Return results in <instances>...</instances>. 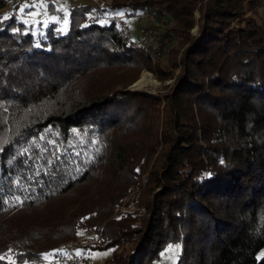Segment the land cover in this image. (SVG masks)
I'll list each match as a JSON object with an SVG mask.
<instances>
[{"label":"trees","instance_id":"1","mask_svg":"<svg viewBox=\"0 0 264 264\" xmlns=\"http://www.w3.org/2000/svg\"><path fill=\"white\" fill-rule=\"evenodd\" d=\"M31 1L0 13V264L80 234L103 264H264V0ZM143 10L165 63L115 18ZM144 68L162 99L125 88Z\"/></svg>","mask_w":264,"mask_h":264},{"label":"rangeland","instance_id":"2","mask_svg":"<svg viewBox=\"0 0 264 264\" xmlns=\"http://www.w3.org/2000/svg\"><path fill=\"white\" fill-rule=\"evenodd\" d=\"M4 6L0 7V13L2 16H7L10 13V1L6 0ZM55 8L66 15L68 10L78 4H89L93 5L100 0H53ZM32 6V11L29 16H25L27 20H32L34 22L41 21L44 23L47 19L63 22V20L57 18V14L47 13L46 3L44 0H32L30 5ZM259 16L264 20V1L258 7L257 10ZM133 15L130 18L124 17L123 14L119 15V25L120 28L123 27V34L130 36H139L145 44H147L150 49L154 60L159 59L160 61L166 62L167 51L169 48L177 43V40L169 43L166 37H161L159 35L161 31V26H153L151 14H148L146 10L143 11H133ZM137 16V17H136ZM151 16V17H149ZM198 13L195 12V17L197 18ZM110 18V16H107ZM129 23V24H128ZM163 25L164 23L158 22ZM197 24H195L191 29V35L196 34ZM138 32V33H137ZM161 42H163L161 44ZM178 71V67L175 69L174 73ZM146 79L144 83L139 87H133V83L138 80L141 76ZM173 78L160 79L156 72L150 71L146 68L142 69L137 78L128 84L125 88L132 91H142L149 94L152 97H159L162 99L163 94L167 91L168 87L172 83ZM91 238L88 235L80 234L77 242L68 243L66 246H70L71 249L80 255L83 259L82 264H103L104 259H106L110 253L109 250H88L84 247V244L89 242ZM65 249V248H64ZM179 253L178 245H168L159 253L158 257L152 260L151 264H176L177 256ZM257 256H264V248H262ZM45 261V260H44Z\"/></svg>","mask_w":264,"mask_h":264},{"label":"built area","instance_id":"3","mask_svg":"<svg viewBox=\"0 0 264 264\" xmlns=\"http://www.w3.org/2000/svg\"><path fill=\"white\" fill-rule=\"evenodd\" d=\"M149 14V13H148ZM120 16H116L119 19ZM151 17V16H149ZM83 259L70 246H66L59 255L45 260L42 264H82Z\"/></svg>","mask_w":264,"mask_h":264},{"label":"bare ground","instance_id":"4","mask_svg":"<svg viewBox=\"0 0 264 264\" xmlns=\"http://www.w3.org/2000/svg\"><path fill=\"white\" fill-rule=\"evenodd\" d=\"M146 79L144 78V76L142 75L138 80H136L134 83H133V87H139L141 88L140 86L144 83L143 81H145Z\"/></svg>","mask_w":264,"mask_h":264},{"label":"snow or ice","instance_id":"5","mask_svg":"<svg viewBox=\"0 0 264 264\" xmlns=\"http://www.w3.org/2000/svg\"><path fill=\"white\" fill-rule=\"evenodd\" d=\"M21 11H23V9H21ZM5 19H7V17H5Z\"/></svg>","mask_w":264,"mask_h":264}]
</instances>
